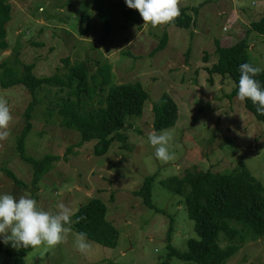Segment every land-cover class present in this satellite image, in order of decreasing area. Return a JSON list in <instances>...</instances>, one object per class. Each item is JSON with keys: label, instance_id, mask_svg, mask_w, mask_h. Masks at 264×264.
<instances>
[{"label": "rangeland", "instance_id": "obj_1", "mask_svg": "<svg viewBox=\"0 0 264 264\" xmlns=\"http://www.w3.org/2000/svg\"><path fill=\"white\" fill-rule=\"evenodd\" d=\"M119 2L8 0L13 13L7 49L0 47V73L11 69L14 74L4 76L5 81L14 75L22 77L26 66H33L39 78L65 79L72 67L83 64L93 88L99 68L109 65V83L103 91L97 88L91 96L82 95L85 107L98 108L111 87L127 83L140 82L149 95L142 116L130 119L121 132L124 138L97 156L95 141L83 142L77 131L64 126L61 106L70 91L61 83L45 86L37 101L23 85L0 86V98L8 101L13 116L10 135L0 141V194L17 199L28 196L39 208L52 212L63 203L72 210V224L81 206L100 199L107 206V222L120 232L116 248L87 239L91 248L85 255L75 247L78 233L71 224V232L59 245L42 244L29 252L28 264H163L169 244L183 253L196 235L184 199L162 181L177 177L188 185L207 171L230 174L243 163L264 185V123L247 110L245 101L230 96L236 86L230 76L211 72L219 59L218 45L232 48L246 38L251 61L264 69V38L250 33L264 15V0H179V10H198L197 15L189 12L194 24L188 31L170 23L145 26L138 10L133 9L138 13L128 18ZM166 32L167 48L153 55ZM164 95L178 106V121L167 130L172 136L168 149L173 159L166 163L156 158L148 139L150 133L159 134L152 106ZM29 120L28 157L58 158L37 187L33 166L17 151V138ZM7 171L29 187L20 188ZM149 176L155 177L152 198L160 214L145 207L134 193ZM233 226L248 235L243 226ZM220 244L224 249L240 247L227 264H264V236L255 240L248 235L244 242L240 238L232 242L222 234ZM19 250L5 245L0 237V264H14ZM170 264L194 263L172 258Z\"/></svg>", "mask_w": 264, "mask_h": 264}, {"label": "trees", "instance_id": "obj_2", "mask_svg": "<svg viewBox=\"0 0 264 264\" xmlns=\"http://www.w3.org/2000/svg\"><path fill=\"white\" fill-rule=\"evenodd\" d=\"M118 6L128 18L134 13H138L129 8L125 0H120ZM189 12L197 15L198 10L187 7L180 9V14L170 22V26L180 30H190L194 24V18ZM12 13V6L8 0H0V47L4 50L7 49V27L12 20ZM102 20L105 18L103 17ZM105 22L106 35H109L110 25L107 20ZM250 33L264 38V15L259 22L253 24ZM168 42L169 35L166 32L153 55L163 52L167 48ZM249 51L248 38L232 48L218 45L219 59L211 72L232 78L236 85L230 95L232 98L238 97L239 65L249 63L256 66L250 59ZM33 70V66H26L25 74L22 77L16 78L14 75L9 81H5L4 76L9 77L14 74L11 69H8L5 73H0V86L8 88L23 85L37 101L39 91L45 86L61 83L70 91L68 99L61 106L64 126L77 131L83 142L95 141L97 156L105 155L114 142L124 138L121 132L126 128L130 119L142 116L145 103L149 98L147 90L140 82L127 83L111 87L105 100L100 101L99 107L89 109L83 105L81 97L82 95H93L97 88L101 91L104 90L112 76L109 65L99 68L97 75L93 77L96 82L93 88L89 86L87 70L83 64L72 67L65 79H60L58 76L39 78L35 76ZM255 79L264 89V69ZM71 96L76 97V101L70 100ZM245 105L258 122L264 123V115L256 111V106L251 100L246 99ZM32 109L33 106L28 110V119H31ZM152 110L156 132L160 133L162 130H168L176 125L178 106L169 95H164L159 102L152 106ZM26 125L23 134L17 138V151L27 163L33 166V184L37 187L44 176L53 169L52 162L58 158L46 156L44 159L36 160L28 157L26 141L32 131L30 120ZM7 174L20 188L27 189L29 187L12 172L7 171ZM154 181V176L145 178L142 187L134 193L142 199L145 207L160 214L161 212L154 205L152 198ZM161 184L184 199L188 218L194 223L196 235V239L188 241L186 252H179L169 244V255L163 264H170L172 258L194 264H227L239 252L240 247L231 245L226 249L222 248L220 244L222 234L232 242L237 238L244 242L248 235H251L255 240L264 236V185L243 163H240L239 167L230 174L207 171L205 174L197 176L188 185L177 177L164 180ZM107 212V206L100 199H92L75 213L72 229L76 233H86L87 239L90 241L108 248H116L120 232L107 222ZM77 221L79 222L77 223ZM233 225L243 226V232L247 231L248 235L242 234ZM168 239L170 242V235ZM33 250L32 247L20 249L13 257L14 264H28L26 257Z\"/></svg>", "mask_w": 264, "mask_h": 264}, {"label": "clouds", "instance_id": "obj_3", "mask_svg": "<svg viewBox=\"0 0 264 264\" xmlns=\"http://www.w3.org/2000/svg\"><path fill=\"white\" fill-rule=\"evenodd\" d=\"M127 6L138 10L144 25L153 27L172 22L179 14V0H125ZM238 99L251 100L256 111L264 115V89L255 77L262 71L260 67L249 63L239 65ZM13 116L6 99L0 98V141L10 135L9 126ZM149 142L155 149V156L166 163L173 159L168 145L172 136L167 130L159 134L153 132L148 136ZM72 210L63 203L56 206V211H45L38 207L37 201L28 196L18 199L8 193L0 194V237L5 245H11L19 250L29 247L36 248L46 245L55 247L63 242L71 232ZM84 219V217H81ZM79 221H77L78 223ZM75 247L81 254H87L91 244L87 234L80 232L76 235Z\"/></svg>", "mask_w": 264, "mask_h": 264}]
</instances>
